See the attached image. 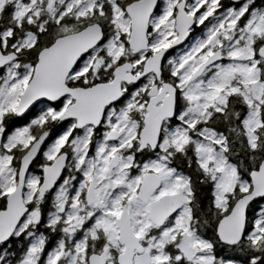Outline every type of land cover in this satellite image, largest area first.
<instances>
[{"label": "snow or ice", "instance_id": "6c2138e0", "mask_svg": "<svg viewBox=\"0 0 264 264\" xmlns=\"http://www.w3.org/2000/svg\"><path fill=\"white\" fill-rule=\"evenodd\" d=\"M0 264H264V0H0Z\"/></svg>", "mask_w": 264, "mask_h": 264}]
</instances>
